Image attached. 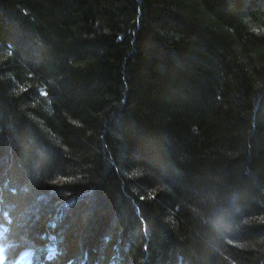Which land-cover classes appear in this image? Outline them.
Returning a JSON list of instances; mask_svg holds the SVG:
<instances>
[{"label":"trees","instance_id":"1","mask_svg":"<svg viewBox=\"0 0 264 264\" xmlns=\"http://www.w3.org/2000/svg\"><path fill=\"white\" fill-rule=\"evenodd\" d=\"M0 242L264 264V0H0Z\"/></svg>","mask_w":264,"mask_h":264},{"label":"rangeland","instance_id":"2","mask_svg":"<svg viewBox=\"0 0 264 264\" xmlns=\"http://www.w3.org/2000/svg\"><path fill=\"white\" fill-rule=\"evenodd\" d=\"M30 258L31 257L29 253H24L14 264H31ZM4 262H5V257L3 256L2 243L0 242V264H4Z\"/></svg>","mask_w":264,"mask_h":264},{"label":"bare ground","instance_id":"3","mask_svg":"<svg viewBox=\"0 0 264 264\" xmlns=\"http://www.w3.org/2000/svg\"><path fill=\"white\" fill-rule=\"evenodd\" d=\"M3 256H4V254H3ZM5 257V256H4ZM16 261H14L13 263H10V262H8L7 261V259L5 258V262H4V264H14ZM32 264V263H31Z\"/></svg>","mask_w":264,"mask_h":264}]
</instances>
